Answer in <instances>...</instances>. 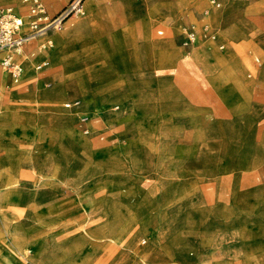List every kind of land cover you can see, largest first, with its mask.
<instances>
[{
    "label": "rangeland",
    "instance_id": "1",
    "mask_svg": "<svg viewBox=\"0 0 264 264\" xmlns=\"http://www.w3.org/2000/svg\"><path fill=\"white\" fill-rule=\"evenodd\" d=\"M71 1L44 0L50 17ZM87 1L79 3L83 12L47 35L75 28L86 18ZM219 1L214 8L210 0H181L161 19L146 0L99 2L96 19L87 28L78 24L84 29L67 45L71 54L56 51L50 36L45 40L54 41L53 50L41 48L45 40L30 41L25 54H15L24 67L19 81L0 64L11 73L0 79V264H137L132 249L140 264H264V93L252 89L264 81V8L255 7L258 0ZM20 2L0 0V8ZM203 18L225 43L220 49L212 41L211 53L237 59V86L247 88L240 98L247 104L227 100L209 71L207 78L189 71L191 51L201 43L181 46L180 26ZM150 19L153 36L168 37L176 52L160 74L153 62L147 71L138 68L142 28ZM228 22L245 31L232 48ZM36 48L65 67L52 71L47 62L37 70L48 59L32 55ZM83 71L85 93L74 76ZM120 75L137 86L117 97ZM60 86L66 90L53 96ZM216 92L219 99L212 97ZM76 98L91 115L90 133L79 113L64 107ZM88 141L89 147L81 144ZM113 150H121L120 157ZM122 196L133 210L120 203ZM138 198L149 202L139 206ZM122 225L135 226L131 243L116 240Z\"/></svg>",
    "mask_w": 264,
    "mask_h": 264
},
{
    "label": "crops",
    "instance_id": "2",
    "mask_svg": "<svg viewBox=\"0 0 264 264\" xmlns=\"http://www.w3.org/2000/svg\"><path fill=\"white\" fill-rule=\"evenodd\" d=\"M147 1L152 7V11L155 12V16L158 15V18L161 19L162 17H166V18L171 17V15L174 11V6L178 5L181 0H175V1L170 0V1H166V2H159L157 0H146V2ZM45 2L50 4V5L56 4V0H52V1L51 0H45ZM99 2L101 4L102 3L105 4L106 0H88L86 2L88 14L84 20L79 22V23H83L85 28H87L89 26V24L93 20L96 19V16L98 14L97 6H98ZM10 5L17 6L19 8L20 12L23 14L25 12H27V7L25 5H23L22 0L18 4H10ZM255 7L257 9L264 8V0H258L257 5ZM226 17H227V15L225 14L224 16H222L220 21H224V19H226ZM205 21H208V19L203 18L201 21L202 23L200 21H195V20H193L192 22H195V23L197 22L196 23L197 26L201 23L200 24V26H201L202 24H204ZM79 23H77V25L74 26L75 28H72L71 31H68L67 33H66V31H58V32H55L53 34H48L45 37H42L39 39H34V40H32V42L35 44H40L47 37L51 36L56 41V51L61 52L63 55H66L67 53L71 54L72 52L71 53L69 52L67 45L69 46V43H72L73 40H75V37L79 36V33L81 31H83V29H84V28H82V27L80 28V26H78ZM187 23H190V21ZM153 24H154V19H150V21L146 22L142 28V34L141 35L143 37L144 42L140 48V52L142 54V57L139 55V58H138L139 67L138 68L140 70L147 71L148 68L150 67L149 66L150 63L153 62V63H155L157 68L160 70V72L158 73V74H160V73L166 72L165 67L167 66V64H171L170 61H174V58L176 56L175 55L176 52L174 51L172 44L170 43V40L168 39V37L155 38L153 36V33H152ZM184 24H186V23H184ZM77 28H79V29H77ZM224 31L229 38V42L231 43V48H232V45L234 42H236V41L240 42L241 39L245 37L244 25L240 24L239 22H234V23L228 22L227 26H225V28H224ZM179 36H180V32H179ZM216 42H218V45H219V43H224V41L221 40L220 35H219L218 41H216ZM200 43H201L200 47H197V48H195V46L192 47V48H195L193 51H191V53H193V55H194V59H193L192 64L189 68V71L190 72L198 71V72L202 73L206 78H207V76L205 75V72L209 71V74L211 77L210 79L212 81V85L216 86L217 88H219V90L223 91L225 93V96L227 97L226 98L227 100L229 98L240 99L241 97H243L244 94H246L245 90H247V88L244 89V87L240 88L237 86V82L239 81V79L235 75V66H234L237 59H235L233 56L228 55V54L226 56L223 54H221V55L212 54L211 52L215 51V49H214V43L211 40H201L197 45H199ZM224 45H225V43H224ZM54 48H55V43L53 41V46L49 50H53ZM38 49L39 48H36L37 51H39ZM149 52L151 54H149ZM34 53L35 52H33L32 55H34ZM22 54H25V50H23ZM19 55H21V54H19ZM1 56L2 55L0 54V60H1ZM42 61H44V60H42ZM42 61L40 60L38 63H40ZM187 61H188V59L186 56L184 58L183 62L187 63ZM256 61L258 62L259 58H256ZM48 63H50V62H48ZM59 63L64 64V62H62V61H58L56 63H50V66L47 69H54L52 71H55L57 69L56 67L58 66ZM64 67H65V64H64ZM65 71H66V69H65ZM143 71H142V74L144 73ZM69 75H73V74H69ZM74 76H77V80H78L77 83H78L79 89L82 90L84 93L88 92L89 90H88V86L86 85V82H85L84 71L77 74V75H74ZM10 77H11V73L9 71L4 70L2 72V70L0 69V79H7ZM221 80L227 82L228 85L230 86V88H232L233 90L232 91L228 90L229 92L225 91L224 88L222 87L223 85H220L218 83ZM48 83H51V85H52V82H48ZM221 83L225 85L224 82H221ZM48 86H50V85H48ZM136 86H137V82H135V81L127 82L126 79L122 75H120V77L118 79V83L115 87L117 97L119 95L127 94L130 90H135ZM205 86H208L207 82L205 83ZM58 89L62 90V91L66 90L65 87H63V86L58 87ZM252 89L253 90L255 89V91L258 94L264 93V81H261L260 86H256V87L254 86ZM232 92H234V93L238 92V94H240V97L234 96L232 94ZM229 94H231V95L229 96ZM212 97H217L219 99L217 92L215 95L213 94ZM68 100H71V99H68ZM241 101H243V99L242 100L240 99L238 103H240ZM216 102L219 103L217 100H215L214 105L218 106V105H216ZM243 102H245V101H243ZM245 104H247V103L245 102ZM83 105H84L83 106L84 109L86 111H88L84 102H83ZM227 105H228V107L229 106L234 107V105L233 106L230 105L229 102L227 103ZM220 107H222V104L219 103V107L216 109H220ZM256 111L260 112V109L256 110ZM3 114H5L4 116L9 115V117L11 119H14V118L20 119L19 113H16V117H14V118H12L11 117L12 115H10V113H8V112H5ZM71 119L73 120L72 117H71ZM1 120H3L2 114H0V122H1ZM195 120L196 121L198 120L196 118V116H195ZM0 137H2V136H0ZM127 148H130V147H127ZM121 149L123 150L124 148L121 147ZM120 152H121V150L119 152H116L113 150L112 154L120 157V155H119ZM22 155H24V153ZM29 166L34 168L35 171H38V172L41 171L39 167H36L34 165H29ZM68 175H70V174H68ZM4 189H7V187H4ZM137 201H138L139 206L140 205L142 206V205L146 204L147 202H149L146 199L141 200L139 198ZM131 202L132 201L130 199H128V197H126V196H122L120 198V203L122 205H125L126 207H128V209L133 210L135 207L132 206L133 204ZM142 225L145 226V222H143ZM134 230H136L135 226L122 225V226H120V229H119L118 238L116 239L115 237H111L108 239H111V240L116 239L117 241L122 240L123 243H131V241L135 235ZM162 238H163L162 236L159 237V239H162ZM143 243H146L145 239L143 240ZM149 254H150V252L147 251L143 255L148 256ZM131 256L134 259V261L137 262V264H140V262L135 257L133 249H132ZM70 259L71 258L66 259V263H69Z\"/></svg>",
    "mask_w": 264,
    "mask_h": 264
},
{
    "label": "built area",
    "instance_id": "3",
    "mask_svg": "<svg viewBox=\"0 0 264 264\" xmlns=\"http://www.w3.org/2000/svg\"><path fill=\"white\" fill-rule=\"evenodd\" d=\"M80 2L81 0H72L54 17H50L44 0H22L23 5L27 7V12L24 14L15 5L0 8V52L6 53L0 64L3 68L11 71L15 82L21 79L24 70L23 64L15 57L19 49L37 36L45 34L51 28L57 25L63 26L66 18L73 12H77ZM210 4L214 8L221 6L219 0H210ZM180 28V44L188 50L196 46L201 40L218 41L219 39L218 32L208 22H204L201 28H198L193 22L182 24ZM162 32L161 30L160 33ZM52 45L53 41L49 38L42 43L41 48L46 49ZM218 46L220 49L225 47L224 43H219ZM46 65L47 61L44 60L36 64V69L42 70ZM216 105L219 103L216 102ZM83 106V101L80 98L64 102L66 109L79 113V121L84 133H90L88 123L91 120V115Z\"/></svg>",
    "mask_w": 264,
    "mask_h": 264
},
{
    "label": "bare ground",
    "instance_id": "4",
    "mask_svg": "<svg viewBox=\"0 0 264 264\" xmlns=\"http://www.w3.org/2000/svg\"><path fill=\"white\" fill-rule=\"evenodd\" d=\"M52 1V0H51ZM47 2V1H46ZM51 3V2H50ZM79 8V7H78ZM83 10H84V4H82V7H80L78 10H77V12H79V11H81V12H83ZM87 14H88V10H87V12H86V16H87ZM216 14V13H215ZM215 14H212L211 16H210V18L214 21V22H216L217 20H216V15ZM84 20V19H83ZM83 24V23H82ZM233 26V25H232ZM236 26V25H235ZM61 28L60 26H55L54 28ZM231 28V27H230ZM233 28V27H232ZM234 29V28H233ZM160 32V31H159ZM234 33V32H233ZM45 36H47V32L45 33V34H43V35H40V36H37V37H45ZM37 37L35 38V39H37ZM32 40H34V39H32ZM31 40V41H32ZM42 41V40H41ZM263 47V46H262ZM23 50H24V48L22 47V48H20L19 49V54H22L23 53ZM39 50V49H38ZM35 53H37V56L38 57H45V59H48L47 60V62H49V60H50V62H52V59H53V57L52 56H50V54H41L40 53V51H37V52H35ZM35 53H34V55H35ZM2 56H1V59H2V57L4 56L2 53H0ZM199 55V54H198ZM193 58H194V55H193ZM44 59V58H43ZM42 61V60H41ZM191 65V64H190ZM189 68V67H188ZM189 75V74H188ZM193 76V75H192ZM190 79V78H189ZM52 95L53 96H55V97H60L61 95H62V93H63V91L62 90H59L58 88H56V89H54V90H52ZM120 117V116H119ZM66 119V121H65V123H66V125H67V127L68 128H70L71 130H72V132L74 133V128H73V125H72V121L70 120V118L69 117H66L65 118ZM3 127V129H7L8 127H4V126H2ZM76 132V131H75ZM1 136V135H0ZM1 138V137H0ZM79 140V139H78ZM80 140H82V139H80ZM84 141V140H83ZM81 144H83L84 146H86V147H89V144H90V142L88 141V142H84V143H82L81 142Z\"/></svg>",
    "mask_w": 264,
    "mask_h": 264
}]
</instances>
